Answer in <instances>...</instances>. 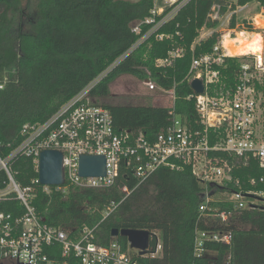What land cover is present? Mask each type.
<instances>
[{
	"label": "trees",
	"instance_id": "obj_1",
	"mask_svg": "<svg viewBox=\"0 0 264 264\" xmlns=\"http://www.w3.org/2000/svg\"><path fill=\"white\" fill-rule=\"evenodd\" d=\"M214 1L189 0L157 30L170 37L156 39L152 34L132 48L150 25H141L136 33L131 24L149 15L151 0H35L31 13L22 6V0H0L4 5L0 12V81H4L0 89V156H8L21 142L19 129L23 124L47 121L94 81L89 94L95 104L108 109L116 132L128 131L151 140L169 126L171 109L190 131L201 130L188 77L192 59L211 51L216 41V32L197 41L203 26L210 29L218 25V21L208 20ZM217 1L222 14L237 6L256 5L254 13L264 7V0ZM25 20L29 31H24ZM236 20L233 14L230 25ZM262 32L264 39V29ZM176 47L182 52L170 65L156 64ZM248 57L224 58L220 66L223 90L234 87L240 62ZM122 75L148 79L173 90V106L100 101ZM209 136L212 144V131ZM212 155L233 165L232 179L217 191H264V168L255 158L225 152ZM9 163L20 186L31 188L36 213L51 225L69 232L94 226L96 239L102 244L112 239L114 228L148 230L152 235L149 251H154V232H158L161 254L142 258L145 264H264V206L236 210L231 202L213 201L210 207L229 213L226 223L201 215L204 188L190 165L179 160L174 168L160 166L136 187L133 176L122 170L113 186L72 187L65 193H48L33 182L38 172L32 156L18 153ZM3 180L5 175L0 172V187ZM123 185L134 188L126 197L121 191ZM0 210L19 215L23 206L11 194L0 204ZM196 229L230 232V242H206L205 252L197 256ZM116 239L127 247L126 237ZM209 251L214 255L207 254Z\"/></svg>",
	"mask_w": 264,
	"mask_h": 264
},
{
	"label": "built area",
	"instance_id": "obj_2",
	"mask_svg": "<svg viewBox=\"0 0 264 264\" xmlns=\"http://www.w3.org/2000/svg\"><path fill=\"white\" fill-rule=\"evenodd\" d=\"M188 1L151 0L149 15L131 24L132 31L136 33L140 32L141 25H150L132 48L152 34H155L156 39L170 37L169 34L157 33V30L173 19ZM220 5L215 0L208 13V20L218 21V25L210 29L203 26L197 38L200 41L216 32V41L211 51L192 59L189 69L188 81L198 78L204 84L202 94L194 92L201 130L190 131L171 109L169 126L151 140L141 134L132 136L128 131L116 132L108 109L95 104L89 94L95 81L63 103L47 121L25 123L20 127L21 142L8 156H0V172L5 175L4 186L0 187V204L14 194L23 206V212L19 215L0 210V264L17 263V249L18 262L29 261V264H145L142 258L159 256L162 249L158 232H154V251H149V245L145 253L141 254L139 249L131 248L128 242L124 248L113 236L107 244L98 242L94 226H84L69 232L46 222L31 204V188L20 186L12 174L9 161L18 153L32 156L37 172L42 150L54 149L62 153V184L43 185L39 183L38 176L33 180L48 193L52 190L65 193L72 187H110L115 184L122 170H127L133 176L136 187L160 166L174 168L175 161L179 160L190 165L193 175L204 188L203 201L199 205L201 215L226 223L229 213L217 212L210 207L209 203L213 201L231 202L236 210L264 206V191H217L218 187L232 179L233 165L225 160L220 161L212 153L225 152L235 157H253L264 168V28L256 23L258 16L264 17V7L248 20H236L235 25L231 26L232 15L246 5L228 10V15L220 13ZM242 31L259 32L262 35V48L258 53L243 54L249 57L241 60L234 87L223 90L220 66L225 57L241 56L231 54L228 43L234 41L238 44L235 40ZM181 52L182 48L176 47L168 52L167 57L157 60L156 64L170 65ZM143 83L148 87L156 86L155 82L148 79ZM3 86L4 81H0V89ZM209 88H212V92H209ZM210 131L214 138L212 144ZM82 154L103 155L105 174L81 176L79 156ZM133 189L127 185L121 187L124 197ZM219 194H226L227 197L215 198ZM114 207H109L105 215ZM230 238L231 234L227 231L196 229L194 254L202 255L206 242L229 243Z\"/></svg>",
	"mask_w": 264,
	"mask_h": 264
},
{
	"label": "water",
	"instance_id": "obj_3",
	"mask_svg": "<svg viewBox=\"0 0 264 264\" xmlns=\"http://www.w3.org/2000/svg\"><path fill=\"white\" fill-rule=\"evenodd\" d=\"M189 85L196 94L204 92V84L201 79L192 78ZM63 156L62 153L54 149L42 150L38 159V180L43 185H59L63 183ZM79 174L81 176H103L105 174V157L103 155L82 154L79 156ZM111 236L126 237L131 248L139 249L141 254L145 253L150 245L151 234L148 230L131 229V228H114L111 231ZM30 249V239H29ZM18 262L17 249V263Z\"/></svg>",
	"mask_w": 264,
	"mask_h": 264
},
{
	"label": "rangeland",
	"instance_id": "obj_4",
	"mask_svg": "<svg viewBox=\"0 0 264 264\" xmlns=\"http://www.w3.org/2000/svg\"><path fill=\"white\" fill-rule=\"evenodd\" d=\"M34 2L35 0H22V6L26 7L28 12L31 13L33 12ZM3 7L4 5L0 4V12L3 10ZM255 8L256 5H246L244 9L237 10V21L240 22L243 19L248 20V18L254 14ZM226 14L228 15L229 12H226ZM263 21L264 20H260L259 22L258 20V26H260V28H264L262 25ZM29 29V25L25 20L24 31H29ZM143 82L144 80H140L139 78L132 75L119 76L110 84L109 95L104 98H100L99 100L113 104L141 103L166 107L173 106V90L161 88L157 84L156 86L154 85V87H148ZM226 197V194H219L215 198L225 199ZM207 254L214 255V252L209 251Z\"/></svg>",
	"mask_w": 264,
	"mask_h": 264
},
{
	"label": "bare ground",
	"instance_id": "obj_5",
	"mask_svg": "<svg viewBox=\"0 0 264 264\" xmlns=\"http://www.w3.org/2000/svg\"><path fill=\"white\" fill-rule=\"evenodd\" d=\"M258 16L256 18V23L258 25V20H264L259 19ZM264 26V21L262 23ZM238 42V44H235L234 41H230L228 43V48L231 52V54L234 55H243V54H251V53H258L262 48V35L259 32H252V33H246V32H240L238 35V38L235 40Z\"/></svg>",
	"mask_w": 264,
	"mask_h": 264
}]
</instances>
